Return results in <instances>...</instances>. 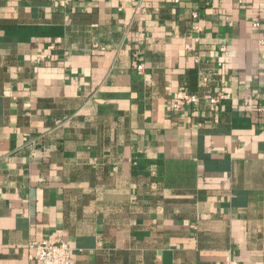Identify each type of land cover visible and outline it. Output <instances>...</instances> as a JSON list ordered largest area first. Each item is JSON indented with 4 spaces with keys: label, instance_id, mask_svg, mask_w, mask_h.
Segmentation results:
<instances>
[{
    "label": "crops",
    "instance_id": "1",
    "mask_svg": "<svg viewBox=\"0 0 264 264\" xmlns=\"http://www.w3.org/2000/svg\"><path fill=\"white\" fill-rule=\"evenodd\" d=\"M261 36L264 0H0V264H264Z\"/></svg>",
    "mask_w": 264,
    "mask_h": 264
},
{
    "label": "built area",
    "instance_id": "2",
    "mask_svg": "<svg viewBox=\"0 0 264 264\" xmlns=\"http://www.w3.org/2000/svg\"><path fill=\"white\" fill-rule=\"evenodd\" d=\"M192 15L195 17V12H193ZM252 26L259 27V22H253ZM259 45L262 49H264V36L260 37ZM51 47V45L48 46V48ZM185 47L187 49L190 48L188 44H186ZM38 56L40 58H44L45 54L39 53ZM137 68L141 69L142 65L138 64ZM227 96L228 95L225 93H212L200 96L196 92L181 89L175 93L174 99L168 108L176 110H183L186 107L190 109H197L203 103L210 106H216L226 99ZM28 248L30 249L29 256L31 264H70L71 247L68 241L62 239H42L30 242L28 244Z\"/></svg>",
    "mask_w": 264,
    "mask_h": 264
},
{
    "label": "trees",
    "instance_id": "3",
    "mask_svg": "<svg viewBox=\"0 0 264 264\" xmlns=\"http://www.w3.org/2000/svg\"><path fill=\"white\" fill-rule=\"evenodd\" d=\"M191 92H193V91H191Z\"/></svg>",
    "mask_w": 264,
    "mask_h": 264
}]
</instances>
